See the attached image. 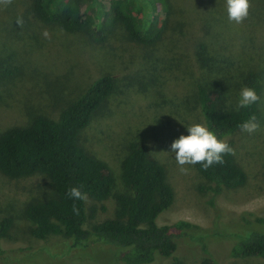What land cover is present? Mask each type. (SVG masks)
I'll list each match as a JSON object with an SVG mask.
<instances>
[{
    "label": "rangeland",
    "instance_id": "374dc122",
    "mask_svg": "<svg viewBox=\"0 0 264 264\" xmlns=\"http://www.w3.org/2000/svg\"><path fill=\"white\" fill-rule=\"evenodd\" d=\"M167 1L168 7L150 9L159 15V27H166L155 45L131 40L123 27L105 42L64 30L42 21L32 10V0L0 5V135L29 124L37 115L58 119L93 80L111 74L116 89L82 133L81 142L113 171V193H131L121 177L122 161L133 142L146 143L151 158L166 167L175 193L174 203L160 214L158 223L198 224L207 236L208 253L221 264H264L261 257L229 254L236 234L246 237L253 230L264 231V223L255 221L264 219V88L258 130L251 134L240 130L223 138L233 143L236 159L248 175L243 186L225 187L215 196L203 188L210 182L195 165H186L188 173H181L171 152L172 142L188 134L187 126L205 125L196 102L197 78L221 92L223 109L236 108L246 71L260 72L264 84V0H251L249 17L241 24L229 22L226 0ZM45 30L50 39L43 36ZM52 190L42 175L12 179L0 171V219L13 218L1 240L0 264H122L104 243L73 249L63 235L39 239L31 234L27 207L52 195ZM87 201L89 214L93 206L99 208L89 216L88 229L114 214L113 198ZM103 204L106 210H101ZM201 232L178 234L176 254L184 264H202L208 255ZM150 264L174 261L158 257Z\"/></svg>",
    "mask_w": 264,
    "mask_h": 264
},
{
    "label": "trees",
    "instance_id": "16d2710c",
    "mask_svg": "<svg viewBox=\"0 0 264 264\" xmlns=\"http://www.w3.org/2000/svg\"><path fill=\"white\" fill-rule=\"evenodd\" d=\"M158 5L168 7V1L32 0V10L48 24L67 31L84 32L98 42H105L116 28L123 27L131 40L145 45H155L166 28H160L159 15L150 12ZM135 13L142 16L139 18ZM170 15L168 12V17ZM243 81L245 87L254 88L261 99L264 88L261 73L246 71ZM195 88L196 102L205 125L220 139L240 131L239 125L252 115L257 121L262 115L260 100L239 110L223 109L220 91L208 87L199 78L195 81ZM115 89L116 79L111 74H102L78 99L68 103L58 119L37 115L27 125L6 129L0 135V171L12 179L42 175L53 187L52 195L35 200L27 207L34 237L47 239L63 235L70 239L73 249H87L104 243L116 251V262L122 264H150L158 257L172 258L174 264H184L176 254L178 234L203 229L187 220L158 223L160 214L174 203L175 193L168 181L166 167L151 158L148 145L133 142L122 161L121 177L131 193H113V171L104 160L82 145V133ZM228 144L233 145L231 141ZM224 160L223 164H214L206 171L201 164L195 165L210 182L203 188L215 196L225 187L243 186L248 179L235 155H225ZM73 186H82L88 200L94 202L113 198L116 204L114 214L95 222L90 229L86 228L89 216H95L99 208L93 206V213L89 214L88 201L69 198L67 193ZM73 205L79 208V215L72 211ZM101 207V210L107 209L104 204ZM255 221L264 223L261 217ZM12 225L10 216L0 219V255L3 253L1 240ZM239 236L243 238L239 240ZM244 236L236 234L230 256L264 258V231L253 230ZM200 238L208 253L206 234ZM202 264L221 263L208 253Z\"/></svg>",
    "mask_w": 264,
    "mask_h": 264
},
{
    "label": "clouds",
    "instance_id": "9594fccd",
    "mask_svg": "<svg viewBox=\"0 0 264 264\" xmlns=\"http://www.w3.org/2000/svg\"><path fill=\"white\" fill-rule=\"evenodd\" d=\"M13 0H0V5H11ZM227 17L229 22L235 24L243 23L250 14L251 0H226ZM22 25L21 19L17 20ZM43 36L50 39L47 30ZM260 96L254 88L243 87L240 92V98L237 102V110L249 107L258 102ZM242 131L249 134L255 132L260 127L255 115L239 125ZM187 135L181 134L171 144V152L175 154L179 170L187 174L189 169L186 165L201 164L206 171L214 164H223L225 155H235V150L227 143L226 140L220 139L217 133L209 129L203 123H194L187 126ZM81 187L73 186L69 189L67 195L71 199L87 201L88 195L81 190ZM72 211L79 215V208L73 205Z\"/></svg>",
    "mask_w": 264,
    "mask_h": 264
}]
</instances>
